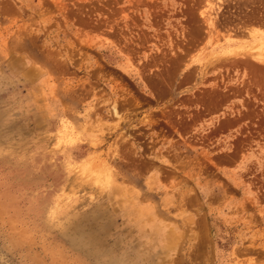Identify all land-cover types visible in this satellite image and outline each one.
<instances>
[{"label": "rangeland", "instance_id": "obj_1", "mask_svg": "<svg viewBox=\"0 0 264 264\" xmlns=\"http://www.w3.org/2000/svg\"><path fill=\"white\" fill-rule=\"evenodd\" d=\"M260 41L264 0H0V264H264Z\"/></svg>", "mask_w": 264, "mask_h": 264}, {"label": "bare ground", "instance_id": "obj_2", "mask_svg": "<svg viewBox=\"0 0 264 264\" xmlns=\"http://www.w3.org/2000/svg\"><path fill=\"white\" fill-rule=\"evenodd\" d=\"M210 9V8H209ZM210 18V17H209ZM211 23L213 24V22L211 21ZM248 30V29H247ZM252 32H250V34H251ZM262 41V40H261ZM261 41L259 42V44L258 45H256L257 47H256V51H258V52H255V53H253V54H251L250 55V57H251V60L253 59L254 60V62L256 61V62H258V63H264V43H261ZM253 50V49H252ZM254 51V50H253ZM240 55V54H239ZM245 56V55H244ZM249 57V56H248Z\"/></svg>", "mask_w": 264, "mask_h": 264}]
</instances>
